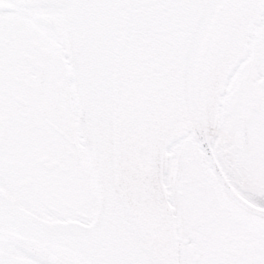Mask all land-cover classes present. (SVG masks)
Masks as SVG:
<instances>
[{
    "label": "snow or ice",
    "instance_id": "obj_1",
    "mask_svg": "<svg viewBox=\"0 0 264 264\" xmlns=\"http://www.w3.org/2000/svg\"><path fill=\"white\" fill-rule=\"evenodd\" d=\"M0 264H264V0H0Z\"/></svg>",
    "mask_w": 264,
    "mask_h": 264
}]
</instances>
